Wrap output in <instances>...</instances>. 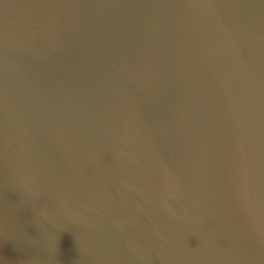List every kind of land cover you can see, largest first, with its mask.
<instances>
[{
	"label": "water",
	"instance_id": "1",
	"mask_svg": "<svg viewBox=\"0 0 264 264\" xmlns=\"http://www.w3.org/2000/svg\"><path fill=\"white\" fill-rule=\"evenodd\" d=\"M0 264H264V0H0Z\"/></svg>",
	"mask_w": 264,
	"mask_h": 264
}]
</instances>
